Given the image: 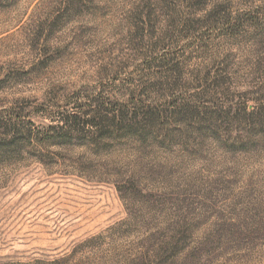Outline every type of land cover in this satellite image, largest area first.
<instances>
[{"label":"rangeland","instance_id":"1","mask_svg":"<svg viewBox=\"0 0 264 264\" xmlns=\"http://www.w3.org/2000/svg\"><path fill=\"white\" fill-rule=\"evenodd\" d=\"M0 264H264V0H0Z\"/></svg>","mask_w":264,"mask_h":264},{"label":"trees","instance_id":"2","mask_svg":"<svg viewBox=\"0 0 264 264\" xmlns=\"http://www.w3.org/2000/svg\"><path fill=\"white\" fill-rule=\"evenodd\" d=\"M75 119V118H74ZM77 120V119H76ZM64 122H63V126H66V125H68L71 121H70V119H64L63 120ZM86 124L87 125H89V126H95L94 124H93V122H86Z\"/></svg>","mask_w":264,"mask_h":264}]
</instances>
